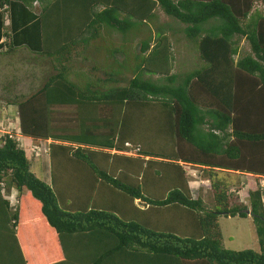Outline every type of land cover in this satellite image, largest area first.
Masks as SVG:
<instances>
[{"label": "trees", "instance_id": "obj_1", "mask_svg": "<svg viewBox=\"0 0 264 264\" xmlns=\"http://www.w3.org/2000/svg\"><path fill=\"white\" fill-rule=\"evenodd\" d=\"M14 1L39 6L41 31L53 8L84 9L56 13L60 41L40 46L58 67L14 100L18 129L0 135V264H264V0H0L5 54ZM156 9L195 45L198 67L171 72L173 43L159 26L130 78L115 57L114 79H71L80 43L105 28L126 34ZM25 145L46 149L50 183L30 170ZM189 168L209 183L210 208L192 196ZM220 172L254 177L248 204ZM219 215L250 216L258 251L225 248Z\"/></svg>", "mask_w": 264, "mask_h": 264}, {"label": "crops", "instance_id": "obj_2", "mask_svg": "<svg viewBox=\"0 0 264 264\" xmlns=\"http://www.w3.org/2000/svg\"><path fill=\"white\" fill-rule=\"evenodd\" d=\"M94 0H91L88 2V7L90 6L91 2ZM84 4L76 5L73 8L68 5H61L60 7H55L52 10L51 17H47L46 31H41V26L39 22V13L40 8L39 6L32 5L30 8L24 7L20 2L14 1L13 5H11L10 10V29H11V42L15 49H11L10 53L18 52L19 55H16L15 53L12 54L11 63L12 66L9 69V71H1V62H0V87H1V95H0V120H7L12 121L16 118L17 115V104L14 103V100L18 98H25L32 93H34L36 90L41 88L43 84L45 83V80L47 79V76H45V73H49V76L53 74L52 68L47 64L44 60V57L42 56V47L41 39L43 37V40L47 42L46 44V50L53 49L55 47V42L60 41V38L62 36V32L60 31L59 26H55L53 24L54 18H59L61 15H56L58 11L61 12V14H66L67 11L72 12L73 10L80 11L81 9H84ZM97 10L101 8V6L98 5L96 7ZM65 10V12H64ZM67 15V14H66ZM109 36L107 35L109 32ZM2 29H0V44L3 41V36L1 35ZM102 35H100L97 39H92L91 41H88V43H80L77 46L78 53L74 56V58H71V61L69 62V75L71 79H75L78 82H86L90 81L93 84H98L99 80L110 78L109 75L115 74L116 69L114 67V60L116 56L118 58L121 57V54L117 55L115 54L117 50H121L122 47L125 49L131 50L135 46H133L131 37L125 36V34H121L115 31H112L111 29H103L101 32ZM112 33V34H111ZM42 34H44L42 36ZM117 34L119 35V42L116 38ZM124 36V37H123ZM55 41V42H54ZM143 40H139L137 42L139 49L141 47ZM1 49V46H0ZM106 49V50H104ZM6 57V54L3 53V51H0V56ZM29 55L35 56L37 60L33 61V59L30 58ZM116 55V56H115ZM17 56V57H15ZM39 57V58H37ZM22 58L25 59L24 66H22L21 60ZM47 59V58H46ZM19 62V64H18ZM74 62V64L77 66L76 69L71 68V64ZM128 71H131L128 69ZM5 72V73H3ZM101 72V73H100ZM127 72V69H126ZM4 74L3 81H6L5 84L2 81L1 74ZM22 73V74H19ZM25 74V75H24ZM23 75V77H21ZM102 75V76H100ZM48 76V77H49ZM34 81H37V85H32ZM21 83H24L26 85V92H24L23 88L21 87ZM2 86H6L3 88ZM15 113V115H10L12 113ZM8 115V116H7ZM7 116V117H6ZM17 122V118H16ZM6 126V123H4ZM15 125V123L12 121L8 125ZM18 124L16 126L11 128H14L15 130L18 129ZM2 131V130H1ZM4 131V130H3ZM26 142H30L29 140H25ZM46 143H49V140L46 142H41V144L46 145ZM48 156V155H47ZM49 157V156H48ZM47 161V159H46ZM47 165V163H46ZM45 163L41 164L40 167L44 168L46 166ZM196 169V168H195ZM199 169V168H198ZM197 169V170H198ZM31 170V168H30ZM41 172L46 175V169H40ZM194 170V168H193ZM32 171V170H31ZM36 176H39L34 171H32ZM188 174V173H187ZM236 176H243V174H234ZM247 175V174H244ZM50 173L47 178H49ZM249 176V175H248ZM44 180V179H43ZM51 179H49L50 183ZM188 182L189 186L192 184L190 182V176L188 174ZM191 188V186H190ZM191 191V189H190ZM11 196L14 195V191H12ZM32 260L36 259V256L34 253Z\"/></svg>", "mask_w": 264, "mask_h": 264}, {"label": "rangeland", "instance_id": "obj_3", "mask_svg": "<svg viewBox=\"0 0 264 264\" xmlns=\"http://www.w3.org/2000/svg\"><path fill=\"white\" fill-rule=\"evenodd\" d=\"M258 7V9H262L264 10V5L262 4H257L256 5ZM156 13V18L152 19L149 22H145V23H137V26H135L132 30H130L129 32H127L125 34V36L127 37H131L132 39V43L133 46H135L133 49L128 50L125 49L124 47L121 48V54L122 56L120 58H118V56H116V59H118L120 61V64L116 65L115 67H119L121 69H125L127 68V72L126 69L124 70V76L126 79L130 78L132 73H133V68L135 66V64L137 63L136 59L134 58L136 55L140 54L139 53V46L137 44V42L139 40H145L147 41L148 38L151 39L152 43H154V39H159L161 32L157 30V28L159 26H162L165 30L168 28V26H170L171 28L176 27V25L171 22L168 17H166L163 12L160 9H156L155 11ZM109 29V28H106ZM103 31V30H102ZM101 31V32H102ZM114 31V30H112ZM109 32V31H108ZM116 32V31H115ZM110 32L105 35V36H109ZM112 34V33H111ZM102 35V33H101ZM166 35L170 37L171 39V43H173L172 45V56L173 59L170 60V66L172 68L171 72H183V71H187L190 70L193 67H198L200 65V60L198 58L197 55V51L195 48V45L189 41H187L183 34L181 32H175L172 33L171 31L166 30ZM124 37V36H123ZM63 38V37H62ZM118 42H119V35L117 34L116 36ZM239 47H240V53H244L249 51V45L247 43L246 40L244 39H240L239 40ZM106 50V49H104ZM16 54L19 55V51L18 52H13L11 54H6V57L0 56V62H1V71L5 70V71H9L8 68H10L12 66L11 63V59H12V54ZM31 59H33V61L37 60L35 56L29 55ZM44 57V60L47 64H49V66L52 68L53 72L56 70V68L58 67V64L55 66V61L53 58L51 57H46L45 55H42ZM17 57V56H15ZM39 58V57H37ZM47 58V59H46ZM24 62L25 59L22 58L21 63L22 66H24ZM19 64V62H18ZM127 64V65H126ZM72 69H76V65L74 64V62L70 65ZM127 66V67H126ZM13 67V66H12ZM128 69H132V73L131 71H128ZM121 72V71H120ZM144 72V71H143ZM5 73V72H3ZM1 74V78L3 81V76L4 74ZM101 73V72H100ZM22 74V73H19ZM25 75V74H24ZM45 76H49V73H45ZM102 76V75H100ZM146 78H150L156 80L155 78L156 75H152V74H148V73H144L143 75ZM23 77V75L21 76ZM5 84L6 81H3ZM1 84V83H0ZM37 85L38 82L34 81L32 85ZM21 87L24 89L23 91L26 92V85L24 83L20 84ZM3 88H5L6 86H2ZM7 88V87H6ZM1 87H0V95H1ZM1 107V104H0ZM15 115V113L13 112L10 115ZM8 116V115H7ZM6 116V117H7ZM1 118V116H0ZM17 118V115H16ZM16 118L14 120H12L15 125H8L10 122L12 123V121H7V120H0V131L4 130V131H10L12 129H10V126H16L17 122H16ZM6 123V126L5 124ZM42 148H44L43 146H41ZM26 148V155L29 158V165L32 171H34L36 174H38L40 179H44L45 182L49 183V178L48 175L50 173V165H49V157L45 154V150L44 151H40L39 155L35 156L33 154H31V152H29V148L27 147V145H25ZM47 159V161H46ZM47 165L44 166V168H41L40 165L44 164ZM40 169H46V175L41 172ZM197 169L194 168H189L188 172H189V176H190V182L192 184H190L191 186V194L194 198H196L197 196H199L204 205L208 208L211 207V203H212V194L209 188V183L206 180H202L201 177L199 176V174H197ZM218 176L230 186V190H234V188H237L238 185V197L239 200L248 204V195H247V190L249 187H251V185H254V180L251 176L248 175H244V176H236L233 175L231 173L228 172H220L218 174ZM243 182V184H242ZM245 185L248 186V188L245 187ZM264 199V196H263ZM218 222H219V226H220V230L222 233V243L223 246L227 249H231V250H240V249H252L254 251H258V243H257V239L255 236V232H254V227H253V223L251 221V217H230V216H225V215H219L218 217Z\"/></svg>", "mask_w": 264, "mask_h": 264}, {"label": "built area", "instance_id": "obj_4", "mask_svg": "<svg viewBox=\"0 0 264 264\" xmlns=\"http://www.w3.org/2000/svg\"><path fill=\"white\" fill-rule=\"evenodd\" d=\"M4 131H0V135L3 133ZM125 146L128 148H132V145H130L129 143H125ZM29 152H31V154L37 156L39 154L40 151V147L37 145H31L29 148ZM129 152H133V150H128ZM254 180V177H252ZM245 187L247 188L248 186L245 185ZM258 187L260 188L261 191H264V177H259L258 178ZM262 200L264 201V199L262 198Z\"/></svg>", "mask_w": 264, "mask_h": 264}, {"label": "clouds", "instance_id": "obj_5", "mask_svg": "<svg viewBox=\"0 0 264 264\" xmlns=\"http://www.w3.org/2000/svg\"><path fill=\"white\" fill-rule=\"evenodd\" d=\"M9 199L12 200V202H13V201L15 200V194L12 195V196H11V194H10Z\"/></svg>", "mask_w": 264, "mask_h": 264}]
</instances>
